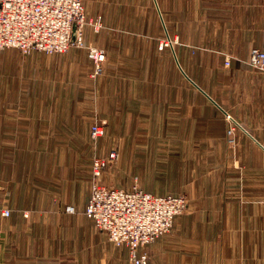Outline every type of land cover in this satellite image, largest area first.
<instances>
[{"label": "rangeland", "instance_id": "1", "mask_svg": "<svg viewBox=\"0 0 264 264\" xmlns=\"http://www.w3.org/2000/svg\"><path fill=\"white\" fill-rule=\"evenodd\" d=\"M83 3L89 18L103 19L99 31L87 26L84 34L106 53L101 74L86 47L0 49V244L7 260L129 263L85 212L94 160L113 149L117 158L102 184L187 200L172 229L144 246L149 264H264V164L244 161L239 122L221 112L223 122L209 99L211 65L230 66L233 57H214L208 39L198 41L195 9L165 8L163 0ZM95 122L104 128L96 140ZM221 123L224 136L209 135Z\"/></svg>", "mask_w": 264, "mask_h": 264}, {"label": "built area", "instance_id": "2", "mask_svg": "<svg viewBox=\"0 0 264 264\" xmlns=\"http://www.w3.org/2000/svg\"><path fill=\"white\" fill-rule=\"evenodd\" d=\"M87 26L99 31L103 19L89 18L83 0H0V49L64 53L74 47H86L98 75L102 73L106 53L86 44ZM249 64L264 71V49L254 47ZM98 123L90 129L94 140L104 135V128ZM234 130V122H230L229 134L233 135ZM116 158L113 149L108 156L95 158L94 181L85 212L108 232L114 244L129 248L130 264H149L148 254L141 248L172 229L175 218L186 209L187 200L183 196L160 195L139 188L126 191L102 184L99 180L103 170Z\"/></svg>", "mask_w": 264, "mask_h": 264}, {"label": "crops", "instance_id": "3", "mask_svg": "<svg viewBox=\"0 0 264 264\" xmlns=\"http://www.w3.org/2000/svg\"><path fill=\"white\" fill-rule=\"evenodd\" d=\"M163 1L165 8L195 9L198 25L202 29L207 24L211 26L208 31L203 32L201 29L198 41L206 37L208 50L214 57H233L230 66L220 63L210 67L211 111L220 113L223 122L225 114L222 117L221 112L230 114L231 118L239 122L236 132L239 153L247 164L263 165L264 73L252 67L247 60L254 47L264 49V0H194L193 4L188 0ZM178 56L179 61L180 51ZM194 84L200 87L197 83ZM209 129L211 136H224L226 131L223 123L218 126L210 125ZM119 247L124 248L130 264L129 248L126 245ZM5 254L3 243L0 244V264H12Z\"/></svg>", "mask_w": 264, "mask_h": 264}]
</instances>
